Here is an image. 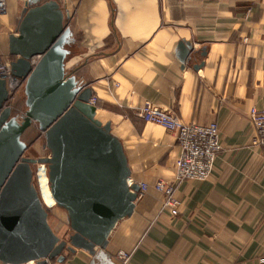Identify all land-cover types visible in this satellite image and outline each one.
Masks as SVG:
<instances>
[{
	"label": "crops",
	"instance_id": "0c3cea01",
	"mask_svg": "<svg viewBox=\"0 0 264 264\" xmlns=\"http://www.w3.org/2000/svg\"><path fill=\"white\" fill-rule=\"evenodd\" d=\"M65 4L74 38L65 67L91 88L112 132L117 119L128 180L147 190L101 251H64L61 264H120L119 251L126 264H264V157L249 121L251 106L264 108V0ZM22 8L6 0L0 12V60ZM146 102L183 122H217L222 149L205 180L176 181L175 133L140 119ZM158 180L175 183L176 215L164 209Z\"/></svg>",
	"mask_w": 264,
	"mask_h": 264
},
{
	"label": "water",
	"instance_id": "95a60500",
	"mask_svg": "<svg viewBox=\"0 0 264 264\" xmlns=\"http://www.w3.org/2000/svg\"><path fill=\"white\" fill-rule=\"evenodd\" d=\"M68 19L65 0H23L16 33L8 37L10 70L23 80L26 110L21 120L9 107L0 112L2 264H61L64 251L75 249L94 255L115 224L131 215L139 191L138 183L128 185L130 168L111 122L98 120L96 106L88 103L91 88L65 67L66 46L74 40ZM6 100L0 79V109ZM32 124L43 133L48 156L25 155L22 135ZM39 164L46 165L50 194L65 211L71 230L65 239L49 225L48 207L34 185L33 166Z\"/></svg>",
	"mask_w": 264,
	"mask_h": 264
},
{
	"label": "built area",
	"instance_id": "2783aa9c",
	"mask_svg": "<svg viewBox=\"0 0 264 264\" xmlns=\"http://www.w3.org/2000/svg\"><path fill=\"white\" fill-rule=\"evenodd\" d=\"M5 9L6 0H0V12L5 11ZM38 58V56L32 57V64ZM12 60L14 58L7 55L0 61V79L5 80L7 88V100L3 103L0 112L5 107H12L11 101L15 98L19 87L23 85V80L11 73L10 62ZM96 101V96H91L88 103L96 105ZM138 116L144 122L159 125L175 133L179 148L178 155L175 158L177 182L186 179L202 181L209 176L214 160L222 149L217 122L211 121L206 124L183 122L173 112L150 102H146L138 110ZM18 119L20 120L19 117ZM249 121L253 130V142L258 146L264 157V108L251 106L249 108ZM131 183L133 182L128 180V185ZM138 185L137 196H141L147 190V184L141 182ZM154 188L163 194L164 209H167L171 215H176L180 201L173 196L175 183L158 180L154 184ZM117 258L120 260V264H126L129 254L125 251H119ZM262 261H264V257ZM45 264H55V260H47Z\"/></svg>",
	"mask_w": 264,
	"mask_h": 264
},
{
	"label": "rangeland",
	"instance_id": "374dc122",
	"mask_svg": "<svg viewBox=\"0 0 264 264\" xmlns=\"http://www.w3.org/2000/svg\"><path fill=\"white\" fill-rule=\"evenodd\" d=\"M2 60L3 59H1L0 61H2ZM72 66L71 67L69 66V67L72 68ZM24 100H25V95H24L23 85H22L17 90V92L15 94V98L11 101V103H12L11 113H12V115H15L17 118L19 117L20 120L22 119V114L26 110ZM97 119H99L103 123L106 121H109V120H106V117H103L100 115L98 116ZM116 120L117 119H115V120L113 119V121H114L113 133L120 135V131H118L119 129L116 127L117 126ZM22 140L27 144V149L25 151L26 156L37 158V157H45V156L49 155V150L46 147H43V143H44L43 133L38 130L36 124H32L29 128H27L25 130V132L22 135ZM37 166H39L40 169L44 172V175H45L44 181H45L46 185L49 186V183H48V178H47V167H46V165H44V164L34 165L33 166V170H34L33 181H34L35 187L39 191L40 185H39V182L35 176V171H36ZM39 194H40V192H39ZM40 196H41V194H40ZM41 199H42V197H41ZM42 201H43V199H42ZM53 203L54 204H53L52 208L47 206L48 207L47 220H48V223L51 226L52 230L54 231V233L58 237H60L61 239H65L71 233V230L69 229V227L60 219V214L63 215V213H65V211L63 209H61L60 207H58L54 201H53ZM66 227H68V229Z\"/></svg>",
	"mask_w": 264,
	"mask_h": 264
},
{
	"label": "bare ground",
	"instance_id": "6f19581e",
	"mask_svg": "<svg viewBox=\"0 0 264 264\" xmlns=\"http://www.w3.org/2000/svg\"><path fill=\"white\" fill-rule=\"evenodd\" d=\"M97 111V110H96ZM96 118H97V112H96ZM99 120V119H98ZM35 176L39 182V185H40V189H39V192L41 194V197L43 199V203L48 206V207H51L53 206V198L50 194V190H49V186L46 185L45 181H44V178H45V175H44V172L40 169L39 166H37L36 168V171H35Z\"/></svg>",
	"mask_w": 264,
	"mask_h": 264
},
{
	"label": "trees",
	"instance_id": "16d2710c",
	"mask_svg": "<svg viewBox=\"0 0 264 264\" xmlns=\"http://www.w3.org/2000/svg\"><path fill=\"white\" fill-rule=\"evenodd\" d=\"M25 101V100H24ZM24 104H25V102H24Z\"/></svg>",
	"mask_w": 264,
	"mask_h": 264
}]
</instances>
